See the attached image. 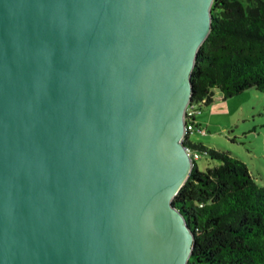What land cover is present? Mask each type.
<instances>
[{
	"label": "water",
	"instance_id": "water-1",
	"mask_svg": "<svg viewBox=\"0 0 264 264\" xmlns=\"http://www.w3.org/2000/svg\"><path fill=\"white\" fill-rule=\"evenodd\" d=\"M212 2L0 0V264H187Z\"/></svg>",
	"mask_w": 264,
	"mask_h": 264
},
{
	"label": "trees",
	"instance_id": "trees-1",
	"mask_svg": "<svg viewBox=\"0 0 264 264\" xmlns=\"http://www.w3.org/2000/svg\"><path fill=\"white\" fill-rule=\"evenodd\" d=\"M211 14L191 72V103L210 104L214 89L222 99L249 88L264 93V0H213ZM189 133L184 145L213 164L194 163L172 200L194 233L187 264H264V185L231 152Z\"/></svg>",
	"mask_w": 264,
	"mask_h": 264
},
{
	"label": "rangeland",
	"instance_id": "rangeland-1",
	"mask_svg": "<svg viewBox=\"0 0 264 264\" xmlns=\"http://www.w3.org/2000/svg\"><path fill=\"white\" fill-rule=\"evenodd\" d=\"M213 92L210 104L193 105L198 127L189 133V140L231 152L246 164L255 182L264 185V93L249 88L222 99L218 89ZM194 163L199 170L213 164L205 155Z\"/></svg>",
	"mask_w": 264,
	"mask_h": 264
},
{
	"label": "built area",
	"instance_id": "built-area-1",
	"mask_svg": "<svg viewBox=\"0 0 264 264\" xmlns=\"http://www.w3.org/2000/svg\"><path fill=\"white\" fill-rule=\"evenodd\" d=\"M193 103L189 104L186 106L185 109V114H184V123H185V127H184V136H183V140L185 139V135L187 134V132H191L192 130H194V123L195 121L193 120V115H194V110H193ZM186 147V146H185ZM186 150L188 151V153L190 154V156L192 157V159L195 161V159L199 156L196 153H193L188 147H186Z\"/></svg>",
	"mask_w": 264,
	"mask_h": 264
}]
</instances>
